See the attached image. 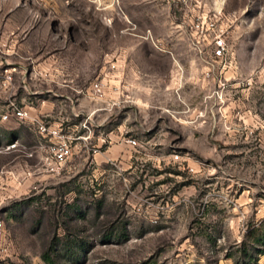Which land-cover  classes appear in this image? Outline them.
Instances as JSON below:
<instances>
[{
  "label": "rangeland",
  "instance_id": "374dc122",
  "mask_svg": "<svg viewBox=\"0 0 264 264\" xmlns=\"http://www.w3.org/2000/svg\"><path fill=\"white\" fill-rule=\"evenodd\" d=\"M7 169L0 264H264V0H0Z\"/></svg>",
  "mask_w": 264,
  "mask_h": 264
},
{
  "label": "built area",
  "instance_id": "2783aa9c",
  "mask_svg": "<svg viewBox=\"0 0 264 264\" xmlns=\"http://www.w3.org/2000/svg\"><path fill=\"white\" fill-rule=\"evenodd\" d=\"M200 25V24H199ZM206 31H210V34L213 35L214 39V49L213 52L217 56H222L225 54L227 49V40L222 32H216L217 24L216 19L211 15H205L203 20L201 21L202 30L205 28ZM207 33V32H206ZM98 86V83H96ZM13 113L17 115V117L25 120H29L32 124L35 125L37 131L43 137V139L47 142V144L43 143L41 146L45 148V153L42 155L43 165L46 169L50 170V165L52 168H60L65 164L67 159L73 154V140L76 138H86L84 135H78L77 137L72 136L69 131H67L62 125H57L50 123V121L45 120L41 117H34L29 108L23 107H15ZM10 112H6L3 117L9 118ZM129 143L135 144L137 142L134 137H127L126 139ZM15 143L12 144V146ZM26 171V170H25ZM14 170H1L0 171V180H4L5 178L14 176ZM5 183V181L3 182ZM7 187L5 186V189ZM11 195H2L0 193V201L4 199L10 198ZM4 221L0 219V233L4 230ZM6 249V248H4Z\"/></svg>",
  "mask_w": 264,
  "mask_h": 264
},
{
  "label": "crops",
  "instance_id": "0c3cea01",
  "mask_svg": "<svg viewBox=\"0 0 264 264\" xmlns=\"http://www.w3.org/2000/svg\"><path fill=\"white\" fill-rule=\"evenodd\" d=\"M98 111L99 109L97 108H94L93 110H89L90 113H88V117L89 119L91 120V122H94V123H98ZM56 124H58V122H54ZM113 135L117 136L118 140H121V146L122 148H124L125 146H128L130 145V143L126 140L127 139V134H125L124 130H120V131H113L112 132Z\"/></svg>",
  "mask_w": 264,
  "mask_h": 264
},
{
  "label": "trees",
  "instance_id": "16d2710c",
  "mask_svg": "<svg viewBox=\"0 0 264 264\" xmlns=\"http://www.w3.org/2000/svg\"><path fill=\"white\" fill-rule=\"evenodd\" d=\"M262 238L264 239V234H263V237H262ZM262 251H263V253H264V249H262ZM44 258H45L47 261H49L51 264H56V262H55L54 258L52 257L51 253H50V254H49V253H46V254L44 255ZM256 259H257L256 256H252V257L246 262V264H251V263H253Z\"/></svg>",
  "mask_w": 264,
  "mask_h": 264
}]
</instances>
